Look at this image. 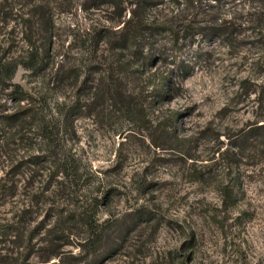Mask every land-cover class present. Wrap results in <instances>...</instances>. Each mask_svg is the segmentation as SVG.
Segmentation results:
<instances>
[{
	"label": "rangeland",
	"instance_id": "obj_1",
	"mask_svg": "<svg viewBox=\"0 0 264 264\" xmlns=\"http://www.w3.org/2000/svg\"><path fill=\"white\" fill-rule=\"evenodd\" d=\"M108 10L102 0H0V54L25 61L28 50L38 52L33 67L18 65L11 80L23 99L0 91L7 112H36L0 147V264H55L56 258L40 262L53 248L43 250L54 218L64 229L54 245L70 232L61 249L66 262L71 254L98 264H264V165L238 155L226 160L225 144L215 151L218 140L226 141L215 140L216 133L264 116V104L256 107L253 94L239 87L245 77L258 84L261 73L248 68L243 51L215 53L201 64L184 51L188 73L169 74L178 93L155 100L153 67L114 80L109 57L117 59L118 49L101 36L111 25ZM99 54L105 65L94 62ZM108 89L136 99L132 112L115 105ZM74 100L89 105L64 117ZM160 121L174 141L154 150L148 132ZM41 122L49 134L43 141ZM34 155L44 163L31 171L26 161ZM58 160L74 178L71 186L59 185L61 173L49 175ZM41 187L48 190L33 193ZM22 207L27 212L20 215ZM94 212L107 222L87 256L78 242ZM138 213L146 220L132 225Z\"/></svg>",
	"mask_w": 264,
	"mask_h": 264
},
{
	"label": "trees",
	"instance_id": "obj_2",
	"mask_svg": "<svg viewBox=\"0 0 264 264\" xmlns=\"http://www.w3.org/2000/svg\"><path fill=\"white\" fill-rule=\"evenodd\" d=\"M102 2L108 6L110 15L108 20L111 25L102 31L101 36H106V42L110 47L118 49L115 54L117 59L108 56L110 64L116 66L114 80L118 81L119 75L132 69L150 70L153 67L154 70L150 73L153 84L152 97L155 100H162L165 97H174L179 91V88H174V82L169 74L182 76L188 73L190 61L181 57L182 52H189L194 63L201 64L206 63L210 55L215 53L243 51L246 53L243 57L244 62L249 69L258 70L262 80L257 84L245 77L239 82V87L247 96L253 94L256 107L261 108L264 104V0H102ZM26 41L30 42L28 38ZM37 56V49L27 51L25 56L27 61L0 54V91H7L11 100L21 101L24 96L21 87L11 81L16 67L22 65L32 68ZM95 58L94 62L100 65H105L108 59L105 56L104 60L102 54L95 55ZM108 91L107 97L115 105L122 104L121 108L124 107L122 109L132 112L134 109L132 102L136 99L130 101L121 92L112 89ZM87 102L80 104L79 100H74L67 107L64 117L69 118L80 113L89 105ZM136 105L135 112L141 119L144 118L143 107L135 102L134 106ZM2 107L0 104V147L7 146L15 133L22 130L23 125L28 122L27 116L36 114L32 108H25L20 112L16 110L7 112ZM21 108L22 106L18 107ZM170 120L172 125L178 122V114H172ZM37 127L41 132L42 141L49 137L47 123L41 122ZM170 131L169 126L161 121L157 122L148 132L149 145L154 150L171 148L174 138ZM215 135V140L221 135L226 139L225 142L218 140L219 146L215 150L219 152L222 144H225L220 154L225 155L226 160L232 161L233 157L238 155L240 158L244 156L250 158L253 165L257 163L264 165V116L256 117L252 122L233 132L220 131ZM122 144L123 142H119L120 146ZM245 152H249V156L243 154ZM118 157L119 153L116 163ZM26 163L33 171L43 167L44 159L42 155H34ZM63 166V160H58L49 175L55 177L61 173L59 185L62 186L65 182L71 186L74 178ZM3 187L4 184L0 189ZM40 189L33 193L43 194L48 187ZM26 212L25 207L19 210L20 215ZM144 217H147L144 213L133 214L131 224L145 221ZM55 219L45 230L49 239L44 241V248L40 249H48L51 245L53 248L49 249L51 252L42 257L40 262L48 263L52 258H56L55 264H98L94 262L91 247L98 237L99 227L107 220L98 221L96 212L92 217L89 216L85 224L86 235L78 242V247L81 252L86 251L87 256L92 257L78 261V256L69 254L72 260L66 262L61 249L70 243L68 240L70 232H67L63 243L54 245L53 243L60 240L55 238V234L64 232V229H59L57 225L60 218L56 219V223ZM19 223L16 221V224ZM16 237L17 235H14V238Z\"/></svg>",
	"mask_w": 264,
	"mask_h": 264
}]
</instances>
